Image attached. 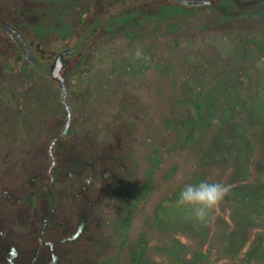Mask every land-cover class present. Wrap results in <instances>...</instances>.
I'll return each instance as SVG.
<instances>
[{
  "label": "rangeland",
  "instance_id": "rangeland-1",
  "mask_svg": "<svg viewBox=\"0 0 264 264\" xmlns=\"http://www.w3.org/2000/svg\"><path fill=\"white\" fill-rule=\"evenodd\" d=\"M0 264H264V0H0Z\"/></svg>",
  "mask_w": 264,
  "mask_h": 264
},
{
  "label": "clouds",
  "instance_id": "clouds-1",
  "mask_svg": "<svg viewBox=\"0 0 264 264\" xmlns=\"http://www.w3.org/2000/svg\"><path fill=\"white\" fill-rule=\"evenodd\" d=\"M227 192L228 188L220 182L200 179L182 184L177 194L176 204L187 210L189 213L187 219L205 223Z\"/></svg>",
  "mask_w": 264,
  "mask_h": 264
},
{
  "label": "water",
  "instance_id": "water-1",
  "mask_svg": "<svg viewBox=\"0 0 264 264\" xmlns=\"http://www.w3.org/2000/svg\"><path fill=\"white\" fill-rule=\"evenodd\" d=\"M253 1L255 0H235L236 3L241 4L243 6L247 5V3H253ZM61 67H62V63L59 60H57L55 64L52 66L51 74L54 78L59 77V71Z\"/></svg>",
  "mask_w": 264,
  "mask_h": 264
},
{
  "label": "trees",
  "instance_id": "trees-1",
  "mask_svg": "<svg viewBox=\"0 0 264 264\" xmlns=\"http://www.w3.org/2000/svg\"><path fill=\"white\" fill-rule=\"evenodd\" d=\"M201 9H202V10H206V9H203V8H201ZM79 20H80V19H79ZM18 58H19V57H18ZM18 58H17V59H18ZM198 105H199V103H198Z\"/></svg>",
  "mask_w": 264,
  "mask_h": 264
}]
</instances>
